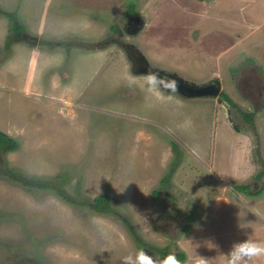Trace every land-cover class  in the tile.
<instances>
[{"label": "rangeland", "instance_id": "1", "mask_svg": "<svg viewBox=\"0 0 264 264\" xmlns=\"http://www.w3.org/2000/svg\"><path fill=\"white\" fill-rule=\"evenodd\" d=\"M0 9L24 25L7 49L0 15V131L18 143L0 151V169L63 178L73 197L107 190L117 213L0 173V264H122L140 248L160 258L129 228L183 251L182 264H224L233 243L264 241V190L235 188L264 184L255 178L264 169V0H0ZM133 17L142 26L129 33ZM152 69L217 79L235 106L220 92L151 93L143 74Z\"/></svg>", "mask_w": 264, "mask_h": 264}, {"label": "trees", "instance_id": "2", "mask_svg": "<svg viewBox=\"0 0 264 264\" xmlns=\"http://www.w3.org/2000/svg\"><path fill=\"white\" fill-rule=\"evenodd\" d=\"M133 3H130V6H132ZM0 15H4L8 22V35L5 37L4 46L7 49H10L11 44L17 40H19L20 35L24 31V25L19 21L17 15L12 12H7L5 10L0 9ZM125 15H128L127 13ZM129 16V15H128ZM42 43V41H41ZM220 96L224 99V101L227 102L229 107H234V102L230 99V97L224 92H220ZM242 116L245 118V120L251 122L253 118V113L248 111H241ZM237 128H239V125H235ZM18 147L17 141L9 136L7 133L0 131V151L7 152L9 150H15ZM172 150L175 153V156H178L176 151L177 147L176 144H172ZM178 161H173L171 163V167L168 171V173L163 176L160 180L161 184H166L170 181L172 172L175 170V167L177 165ZM0 173H2L4 176H6L8 179L20 183L22 186L32 189H49L52 190L60 199L63 201L72 204V205H84L94 212L102 213V214H114L116 215V209L114 208V202H112V198L110 197L107 190H104L103 192L95 195L91 199L85 198V197H73L70 196L65 189L62 188V181L63 178L56 177L60 181L56 182L57 179H51L48 177L41 178L36 176H26L22 174L19 170L17 171L15 168L11 167H5V169L1 170ZM264 176V169L258 171V173L255 175V178L257 180L261 179V177ZM235 188L249 196H258L262 193L264 190V184H262L257 190L251 191L250 184L244 183V184H237L235 185ZM153 193L155 195L158 194V190H154ZM126 222V221H124ZM130 234H132L133 237L136 238L138 247H145L149 250L155 251L158 253L159 257L162 258L166 256L170 252H174L178 259L180 261H183L185 259V254L183 251H172L168 246H162V247H155L150 246L148 243L142 242L141 239L136 237L135 231L131 228H129ZM133 232V233H132Z\"/></svg>", "mask_w": 264, "mask_h": 264}, {"label": "clouds", "instance_id": "3", "mask_svg": "<svg viewBox=\"0 0 264 264\" xmlns=\"http://www.w3.org/2000/svg\"><path fill=\"white\" fill-rule=\"evenodd\" d=\"M147 90L151 93L168 94L179 92V83L169 75H161L159 71H148L143 74ZM130 85L136 84V79H129ZM224 264H253L256 258L264 257V241L253 239L251 236L232 244L227 253L221 254ZM196 264H210L211 260L197 256ZM122 264H182L174 252L162 258H157L143 248L137 249L134 255L123 258Z\"/></svg>", "mask_w": 264, "mask_h": 264}, {"label": "water", "instance_id": "4", "mask_svg": "<svg viewBox=\"0 0 264 264\" xmlns=\"http://www.w3.org/2000/svg\"><path fill=\"white\" fill-rule=\"evenodd\" d=\"M129 33H135L141 26L142 22L138 17L129 18ZM164 75H169L173 79L177 80L179 83V92L180 95L184 97H197V96H216L220 92V82L217 79H214L212 82L197 84L193 82H188L182 78L176 76L173 73H163ZM224 105H227L226 101H222ZM229 113V108H227ZM231 119V118H230Z\"/></svg>", "mask_w": 264, "mask_h": 264}, {"label": "flooded vegetation", "instance_id": "5", "mask_svg": "<svg viewBox=\"0 0 264 264\" xmlns=\"http://www.w3.org/2000/svg\"><path fill=\"white\" fill-rule=\"evenodd\" d=\"M129 21L127 22V24H126V26H125V29L128 31V29H129ZM133 59H131V62H132V65H133V67L134 68H138V70L140 71V69L141 68H143V67H141V66H144L145 65V63H143L144 62V60H143V58L140 56V55H137V53H134L133 52ZM140 58H142V59H140ZM140 61V62H139ZM138 63H141L142 65H139ZM144 64V65H143ZM150 71V70H149ZM151 71H158V70H151ZM160 72V71H159Z\"/></svg>", "mask_w": 264, "mask_h": 264}]
</instances>
